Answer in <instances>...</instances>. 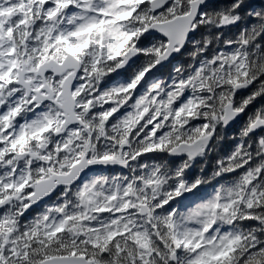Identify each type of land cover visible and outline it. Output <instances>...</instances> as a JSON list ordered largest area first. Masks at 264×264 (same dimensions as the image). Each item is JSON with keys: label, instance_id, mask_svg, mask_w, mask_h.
<instances>
[{"label": "snow or ice", "instance_id": "snow-or-ice-1", "mask_svg": "<svg viewBox=\"0 0 264 264\" xmlns=\"http://www.w3.org/2000/svg\"><path fill=\"white\" fill-rule=\"evenodd\" d=\"M0 264H264V0H0Z\"/></svg>", "mask_w": 264, "mask_h": 264}]
</instances>
